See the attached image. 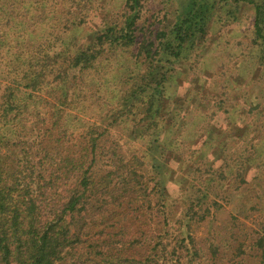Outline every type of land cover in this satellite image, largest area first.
Returning a JSON list of instances; mask_svg holds the SVG:
<instances>
[{"label":"trees","instance_id":"16d2710c","mask_svg":"<svg viewBox=\"0 0 264 264\" xmlns=\"http://www.w3.org/2000/svg\"><path fill=\"white\" fill-rule=\"evenodd\" d=\"M149 2L0 0V264H264V0Z\"/></svg>","mask_w":264,"mask_h":264},{"label":"rangeland","instance_id":"374dc122","mask_svg":"<svg viewBox=\"0 0 264 264\" xmlns=\"http://www.w3.org/2000/svg\"><path fill=\"white\" fill-rule=\"evenodd\" d=\"M120 0H105V3L108 4V6H106V10L109 11L110 9V6H115L116 3L118 4ZM166 0H150L149 3H146V12H145V15L148 16V18H151V16L155 15V16H158V17H153L151 18L148 22H146V24H150V23H155V28L159 27L161 24H160V21L163 20L165 14H167V12L169 10H171V4H168L167 7H166V4H165ZM155 6V7H153ZM244 14H245V17L243 19L244 22H249L250 21V18L252 17V10H248L246 9L244 11ZM174 18H171L168 17V21L170 22L169 24H171L173 22ZM246 24H249L247 23ZM93 31L92 30H88V34H87V38H90L91 35H92ZM235 31L233 33H230L232 34V36L229 38L225 37V39H223V41H226V43H231L234 44L236 41H244L245 40V37L243 36V33H245V31L242 29L240 30V32H237L235 33ZM234 34V35H233ZM224 43V42H223ZM224 45V44H222ZM231 45L228 44V46H223L222 48L218 49L217 51L213 52L212 54H210L209 57H207V60H206V68L204 70H212L216 75L220 74L221 75V72L223 73H227L229 74L230 72V69L232 67V64H233V61L234 60H231L230 59V48L232 47ZM193 73L189 75V79L187 80L186 82V85L184 87V91L186 90V88H188V84L190 83V81L192 80L193 78ZM233 81L237 86L239 87H242V88H245L246 90H248V92L252 93L253 91V85L251 84L250 86L246 85L243 81L242 82H237L233 79H229V81ZM252 89V90H251ZM253 98L255 100H257V102L261 103L262 102V106L263 108H260L259 110H252V111H248L249 113L247 114V120L249 122H253L254 120H261L262 121V125L264 126V95L258 90V92H256L254 90V93H253ZM234 100L235 102L239 103L241 102V100H239L236 96L234 97ZM246 107L249 109V105H246ZM252 108V107H251ZM257 112H261L262 115L260 116ZM258 123V122H257ZM223 126L227 127L229 125V122H225L223 121L222 123ZM239 128L241 129L242 131V126L239 125ZM249 175H248V178L251 176H253V172H251L249 170ZM250 177V178H251ZM227 189V185H226V188L224 190ZM243 194H246L248 195V192L246 190H243L242 191ZM177 197L180 196V192L177 193L176 195ZM181 200H183L181 198ZM182 202V201H181ZM239 197H235V195L232 196L231 198V202H228L225 204L224 208L222 210L219 211V213L217 214V221H216V225L217 226H227V225H230V223H232V215L233 214H236L237 212V207H238V204H239ZM262 203H259L258 200H254V204H257V209L256 210H251V207L254 205V204H249L247 206V212L249 211L250 212V215H249V218H251V220H255L256 218H259V216L263 213L264 214V201H261ZM180 203L177 204V206L175 207V212H174V219L178 217V214H179V209H180ZM237 216H238V213H237ZM239 218H245L244 216H238ZM248 223H252V222H249ZM207 232V226L206 225H203L200 227V229L198 230V233L199 235H205Z\"/></svg>","mask_w":264,"mask_h":264}]
</instances>
